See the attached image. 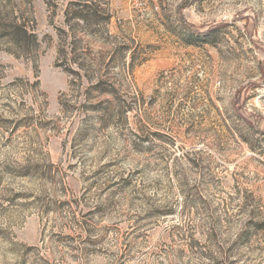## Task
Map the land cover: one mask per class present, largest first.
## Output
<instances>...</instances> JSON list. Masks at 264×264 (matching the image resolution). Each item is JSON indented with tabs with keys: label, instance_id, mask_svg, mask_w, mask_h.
Segmentation results:
<instances>
[{
	"label": "rangeland",
	"instance_id": "rangeland-1",
	"mask_svg": "<svg viewBox=\"0 0 264 264\" xmlns=\"http://www.w3.org/2000/svg\"><path fill=\"white\" fill-rule=\"evenodd\" d=\"M0 264H264V0H0Z\"/></svg>",
	"mask_w": 264,
	"mask_h": 264
},
{
	"label": "trees",
	"instance_id": "trees-1",
	"mask_svg": "<svg viewBox=\"0 0 264 264\" xmlns=\"http://www.w3.org/2000/svg\"><path fill=\"white\" fill-rule=\"evenodd\" d=\"M179 11H180V8H179ZM181 20V19H180ZM184 24H186L184 22ZM186 27L190 30H193V31H197L199 30V28H196V27H193L191 25H186ZM239 92V91H238ZM240 100V97H234L233 98V101H232V107H233V110L235 111V113L240 117L242 118L250 127H253V128H257L258 129V121L256 119H253L248 117V116H245V115H242L240 109L242 106H238V102ZM252 116V115H251Z\"/></svg>",
	"mask_w": 264,
	"mask_h": 264
}]
</instances>
